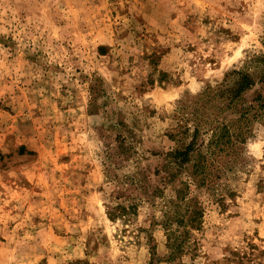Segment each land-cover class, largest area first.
Segmentation results:
<instances>
[{"label": "rangeland", "instance_id": "rangeland-1", "mask_svg": "<svg viewBox=\"0 0 264 264\" xmlns=\"http://www.w3.org/2000/svg\"><path fill=\"white\" fill-rule=\"evenodd\" d=\"M263 41L264 0H0V264H264L262 124L200 195L201 228L172 261L151 223L160 203L108 219L120 189L104 168L122 136L136 151L116 171L137 163L159 184L170 133L190 117L178 108Z\"/></svg>", "mask_w": 264, "mask_h": 264}, {"label": "trees", "instance_id": "trees-1", "mask_svg": "<svg viewBox=\"0 0 264 264\" xmlns=\"http://www.w3.org/2000/svg\"><path fill=\"white\" fill-rule=\"evenodd\" d=\"M186 109L190 117L182 115L183 121L170 133L175 146L165 152L163 162L153 172L159 184L151 183L148 170L137 163L129 173L116 171L136 151L131 140L116 136L105 150L106 177L120 189L115 196L118 200L106 205L108 219L126 221L137 213L139 203L147 201L153 207L160 203V217H153L151 223L164 231V261L183 255L191 230L201 228L204 207L200 195L217 192L220 179L242 164L241 155L253 125L264 126V50L250 54L241 67L228 71L220 82L206 85L192 104H184L178 111ZM129 189L141 195L124 193ZM222 198L217 200L224 206ZM152 239L149 234L150 249L154 248ZM151 253L150 263L156 255L154 250Z\"/></svg>", "mask_w": 264, "mask_h": 264}]
</instances>
